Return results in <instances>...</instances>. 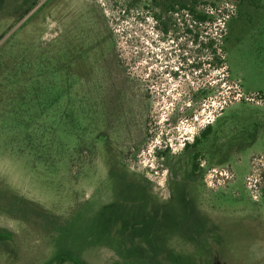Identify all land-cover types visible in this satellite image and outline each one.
Segmentation results:
<instances>
[{
	"label": "rangeland",
	"instance_id": "obj_1",
	"mask_svg": "<svg viewBox=\"0 0 264 264\" xmlns=\"http://www.w3.org/2000/svg\"><path fill=\"white\" fill-rule=\"evenodd\" d=\"M184 1L0 0V264H264V0Z\"/></svg>",
	"mask_w": 264,
	"mask_h": 264
},
{
	"label": "trees",
	"instance_id": "obj_2",
	"mask_svg": "<svg viewBox=\"0 0 264 264\" xmlns=\"http://www.w3.org/2000/svg\"><path fill=\"white\" fill-rule=\"evenodd\" d=\"M175 2H179V4H178L179 9L190 11L193 14V16L195 17V19L200 23H202V22L204 23V22H207L209 20H214L213 15H210V14L205 13V12L196 11V9L193 6H189L188 4H186V2L184 0H175ZM169 7L172 10H176L175 4L169 5ZM213 43H214V41H213ZM215 52H216V50H215ZM211 131H212V126L209 124L201 131L200 136L195 137V141H193L192 143H186V147H197L201 143V139H203V138L206 139L209 136V134L211 133ZM198 157H199L198 153L193 154V160H194L193 165H192L193 173H196L198 170H200V168H199L200 164H199V161L197 160ZM194 171H196V172H194ZM198 214L201 215L198 219V222L208 224L209 219L205 217L206 214H202L200 210H199ZM205 237H206V235H204V237L202 236L201 239L203 240V239H205ZM191 258L192 257H182L181 259L183 260V264H192V263L193 264H206V261H208L205 258L201 257L200 259L197 258V261L195 260V258H192V260H191L192 263H190L189 260ZM54 259L56 260V264L57 263L62 264L65 261H71L74 264H85L83 262V260H81L80 258L74 257L72 254H70L69 252H65V251H60V253L56 254V256L53 258V260Z\"/></svg>",
	"mask_w": 264,
	"mask_h": 264
},
{
	"label": "built area",
	"instance_id": "obj_3",
	"mask_svg": "<svg viewBox=\"0 0 264 264\" xmlns=\"http://www.w3.org/2000/svg\"><path fill=\"white\" fill-rule=\"evenodd\" d=\"M239 96L244 97V99H247V100H253L255 98H257L258 100H262L264 98V94H261V93H255V94H252V96H245L243 92H240Z\"/></svg>",
	"mask_w": 264,
	"mask_h": 264
},
{
	"label": "flooded vegetation",
	"instance_id": "obj_4",
	"mask_svg": "<svg viewBox=\"0 0 264 264\" xmlns=\"http://www.w3.org/2000/svg\"><path fill=\"white\" fill-rule=\"evenodd\" d=\"M193 141H195V137H194V140ZM185 146H186V143H185Z\"/></svg>",
	"mask_w": 264,
	"mask_h": 264
}]
</instances>
